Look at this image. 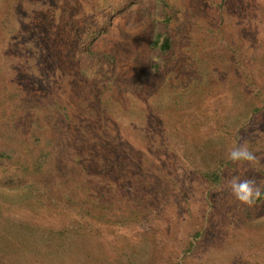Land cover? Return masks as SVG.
Listing matches in <instances>:
<instances>
[{
  "label": "rangeland",
  "instance_id": "rangeland-1",
  "mask_svg": "<svg viewBox=\"0 0 264 264\" xmlns=\"http://www.w3.org/2000/svg\"><path fill=\"white\" fill-rule=\"evenodd\" d=\"M168 1L0 0V264H264V0Z\"/></svg>",
  "mask_w": 264,
  "mask_h": 264
},
{
  "label": "clouds",
  "instance_id": "clouds-1",
  "mask_svg": "<svg viewBox=\"0 0 264 264\" xmlns=\"http://www.w3.org/2000/svg\"><path fill=\"white\" fill-rule=\"evenodd\" d=\"M228 158L232 162H250L256 159L254 153L243 143L237 144L228 153ZM231 192L240 202L252 205L262 194H264V186L256 185L249 179H234L231 182Z\"/></svg>",
  "mask_w": 264,
  "mask_h": 264
},
{
  "label": "trees",
  "instance_id": "trees-1",
  "mask_svg": "<svg viewBox=\"0 0 264 264\" xmlns=\"http://www.w3.org/2000/svg\"><path fill=\"white\" fill-rule=\"evenodd\" d=\"M156 2V6L158 8H163L165 13H167L166 15L169 14V12L167 11L170 7H169V1L168 0H155ZM168 20H170V18H168ZM76 32H72L71 36L67 35V37H72L73 35H75ZM66 35V34H65ZM154 45L159 48L160 52L162 54H166L168 52H170L173 49V41L170 37L164 36V35H157V37L154 40ZM40 162V161H39ZM41 165H43V160L42 162H40ZM206 176L211 179L212 181H214L215 183H218L220 180V175L218 172L214 171V172H209L206 174Z\"/></svg>",
  "mask_w": 264,
  "mask_h": 264
}]
</instances>
